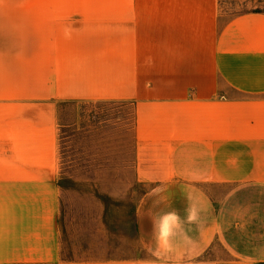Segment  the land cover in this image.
<instances>
[{
    "label": "crops",
    "instance_id": "obj_1",
    "mask_svg": "<svg viewBox=\"0 0 264 264\" xmlns=\"http://www.w3.org/2000/svg\"><path fill=\"white\" fill-rule=\"evenodd\" d=\"M153 6L170 45H35L30 66L25 48L3 55L5 71L22 68L0 73V264H162L151 218L184 216L189 196L205 209L188 226L191 264H264V10L220 25L218 0ZM61 99L132 104L145 256L61 257Z\"/></svg>",
    "mask_w": 264,
    "mask_h": 264
},
{
    "label": "rangeland",
    "instance_id": "obj_2",
    "mask_svg": "<svg viewBox=\"0 0 264 264\" xmlns=\"http://www.w3.org/2000/svg\"><path fill=\"white\" fill-rule=\"evenodd\" d=\"M155 1L162 0H0V73H19L14 63L4 70L3 55L20 48L32 65L35 45H170ZM218 4L220 25L264 10V0ZM57 114L61 257L145 256L132 224L149 189L134 171L132 104L61 99Z\"/></svg>",
    "mask_w": 264,
    "mask_h": 264
},
{
    "label": "clouds",
    "instance_id": "obj_3",
    "mask_svg": "<svg viewBox=\"0 0 264 264\" xmlns=\"http://www.w3.org/2000/svg\"><path fill=\"white\" fill-rule=\"evenodd\" d=\"M148 195H156V203H163L166 199L160 187L153 188ZM187 200L184 216L172 208L168 211L160 210L151 218L152 231L147 250L162 264H191L193 260L189 253L192 238L188 235V226L199 228L204 222L205 209L194 203L191 196Z\"/></svg>",
    "mask_w": 264,
    "mask_h": 264
}]
</instances>
